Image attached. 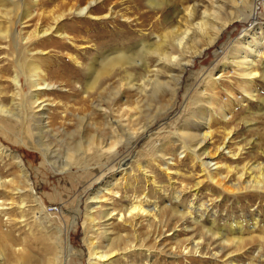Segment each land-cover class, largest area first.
Returning <instances> with one entry per match:
<instances>
[{"label": "rangeland", "instance_id": "rangeland-1", "mask_svg": "<svg viewBox=\"0 0 264 264\" xmlns=\"http://www.w3.org/2000/svg\"><path fill=\"white\" fill-rule=\"evenodd\" d=\"M92 1L0 0V30L4 31L9 26L7 39L0 38V90L7 93L2 101L14 115L0 114V148L5 154L17 153L21 156L31 180L30 185L36 192L35 199L28 193H20V196L13 195V202H5L11 205H6L8 215L0 214L2 228L9 229L16 237L20 236L17 243L21 242V237L25 238L24 245L33 256L31 264H45L47 260L54 264L52 260L56 257L59 264H90L89 244L96 241L99 250H105L107 244L105 237L100 235L102 227L90 228L86 224L88 205H92L90 210L97 217L102 215L103 209H97V206L106 203L93 197L99 189L98 182L103 180L111 182V189L122 194L123 204L135 196L143 198L148 193L147 199L157 201L159 205L168 200L167 204L176 202L181 209L193 202V211H199L202 216L205 212V220L210 217L209 223L203 221L202 226L206 228L200 229L202 231L198 230L200 225L191 224L193 230L189 229L192 231L186 229L183 233L179 227L175 232L180 235V239L191 235L195 237L200 233L207 244L220 248L217 249L221 250L220 257L216 260L209 253L196 254L180 259L181 264H251V255L245 254L244 250L252 246H258L257 249L262 247L259 252L264 256V241L260 238H254L251 243L246 241L243 247L238 248L231 242L214 241V238L223 237L228 240L232 238V242H235L242 239L246 232H252L255 224H259V227L253 233L259 237L264 233V186L236 192L231 190L230 183L218 180L219 175L226 176L224 168L227 166L241 167L252 162L264 166V117H252L247 113V107L253 112L258 109L254 101L246 103L247 107L244 108H240L236 102L230 103L231 113L222 121L210 112L211 107L218 113L225 111L226 102L230 100L227 92L240 100V88L245 86L243 78L236 76L227 58L231 49L237 46L236 42L244 36L243 30L249 26L244 20L248 13L247 0H221L219 17H233L234 23L206 50L203 57L194 59L192 65L187 67L173 100L168 88L161 91L155 88L146 94L128 88L130 78L127 73L132 74L131 84L139 85L149 77L138 66L127 73L116 68L109 76L101 78L89 99H83L77 83L82 84L84 73L74 65L70 56L80 62L96 56L93 48L88 46L89 41L107 50L122 39L125 40L126 35H131L135 41L141 33L160 34L159 26L164 25L163 19L166 18L171 22L170 28L175 31H183L185 27L193 29L205 11L212 12L211 4L215 0H168V4L159 10L150 8L146 0H95L87 14L76 13ZM248 2L256 10L257 22L263 24L264 0ZM194 4V20L186 25V19H183L185 13L182 11ZM26 8L32 17L30 23L24 24L20 14ZM58 15H63L57 25L62 37L51 31L35 41H25L36 25L38 28L47 27L52 24V18ZM126 18L130 20L126 21ZM73 41L76 46L72 45ZM243 49L248 52L245 46ZM146 58L152 66L154 55L147 53ZM254 63L260 71L264 65V52ZM34 67L40 68L47 74L48 81L55 85L44 88L46 93L36 102L34 110L28 113L25 107L29 104L30 95L23 94L19 102L16 100L13 103L20 104V107H11L12 87L9 83L12 82L11 78L17 76L23 84V90L28 93L25 82L35 78L31 73ZM211 75V79L217 83L214 90L217 97L206 86L207 77ZM254 89L258 97L264 98L263 80L256 78ZM31 91L36 93L34 89ZM209 102L212 106H209ZM203 109L209 111L211 123L209 129L201 132L204 124ZM62 112L67 114L65 119L62 118ZM242 118L245 119L242 121ZM182 128L185 133L195 134L200 131L202 136L209 135L211 141L201 143L198 138L196 142V139L184 135ZM226 132H229L225 140L227 146L216 152L215 148L221 146ZM236 143L242 146L243 151L238 160L231 161L228 149L234 152ZM111 144H114L112 151H103V147ZM1 157L0 161L3 162H0V174L9 179L13 172H17V168L9 158L4 155ZM7 164L9 166L5 168ZM231 180L235 182L233 177ZM6 196L0 188V202L9 198ZM176 197L179 200H175ZM20 206H24V209ZM168 215L167 221L173 219L172 214ZM211 217L217 219L214 229L210 226ZM8 219L16 222V225H9ZM172 227L173 223L169 221L167 227L158 232L161 230L170 238ZM237 227L244 228L243 236L233 233L232 230ZM68 228L71 230L68 231L67 239L65 231ZM113 228V234L126 236L128 232L133 243L137 240L136 236L153 234L152 229L146 226L141 228L140 235L128 229L124 232L119 227V232L118 227ZM207 229H211L212 233ZM214 232L216 234L213 236ZM47 246L51 250L48 251ZM252 253L253 257H257V250ZM5 258L7 264L15 263L8 251ZM122 259L120 262L124 263L125 258ZM154 260L155 264L177 263L167 255ZM27 263L28 258L25 257L21 264ZM101 264L111 263L108 261Z\"/></svg>", "mask_w": 264, "mask_h": 264}, {"label": "bare ground", "instance_id": "bare-ground-1", "mask_svg": "<svg viewBox=\"0 0 264 264\" xmlns=\"http://www.w3.org/2000/svg\"><path fill=\"white\" fill-rule=\"evenodd\" d=\"M247 1H246V4H247L246 8H247L248 13H247V17H245L244 20L247 21L249 26L248 28L243 30L244 36L240 37L241 41H239L240 40L239 39L237 41L238 43L236 42L237 46H234L231 49L230 55H228L229 58H227L229 59L230 66L235 71L236 76L239 79L240 77L243 78L242 82L245 84V86L240 88V93H241L240 100H238V98L236 99L231 92H227V94L230 97V100H229L230 102L229 101L226 102V107L224 109L225 111H222V112L220 111L218 113L216 112L217 110L215 111L211 107L210 112L216 117H220L221 121L226 119V117L230 115L231 113L230 103L235 104V102L240 106V108H244V107H247L246 103H250L254 101L258 105V109L253 112L249 107H247L248 108L247 113L250 114V116L252 117H264V98L258 97V95H256L257 93L255 94V89H254L256 78H259L264 81V65L262 66L261 70L258 71V69L255 68V63H254V60L257 59V57H259L264 52V23L260 24L257 22L256 10L252 8L251 2L247 3ZM146 2L148 3L150 8L153 7L154 10H159L162 8L164 4L168 2V0H146ZM93 3H95V0L88 3L82 9L81 8L78 9L76 13L78 15L87 14L91 10ZM211 10L212 12L205 11L203 13L202 19L200 20V22L196 23L195 26L193 25L194 26L193 29L192 27L190 28L185 27L183 31L181 29H180L181 31L179 30L175 31L173 28H170L171 22H168L166 18V20L163 19L164 21L161 20L163 21L164 25L160 24L159 26L160 27L159 30L161 31L160 34L154 33V34L147 35V34H142L140 32L141 36L135 41L133 37H131V35H126L125 40L122 39L121 41H119L118 44L113 45L111 48L107 50H103L104 46L102 48L100 47L98 48L95 42L93 43L92 41H89L88 46L90 48L91 47L93 48L94 53L97 54L96 56H93L89 58L88 60L86 59V62H80L76 60L75 58H73L72 56H70L74 65L81 72L84 73V79L82 81V84L77 83L78 90L81 89L82 98L89 99L90 94L96 89V87L100 83L101 78L109 76L116 68L120 71H124L125 73H127V71L132 70L135 66H138L142 68L144 71H146L149 77H147L148 79H145L146 81L142 82L139 85L135 83L131 84L130 82L132 81L131 79L132 74L127 73V76L130 78L129 81L127 82L128 88L133 89V90L137 89L141 94L142 93L146 94L148 91L151 92L155 88H160V91L164 90V88H168L171 93V99L173 100V98L176 95V92H178V87H179L181 78L183 74L185 73V70L187 69V67L192 65L194 59H200L201 57H203L206 50L212 47L217 42V40L221 37L223 32L227 28H229L231 24L234 23L233 17H230L227 19H223L219 17V14H221V10H222L221 0H215L211 4ZM182 12L185 13V16L183 17V19H186L185 24L190 25L191 24L190 21L193 19V16L196 13L195 4L193 6H188ZM157 13L159 12L157 11ZM31 17H32V14L28 8L24 9L23 12L20 14V19L24 22V24L30 23L29 20L31 19ZM62 18H63V15H58L52 18V21H53L52 24L48 25L47 27L38 28L36 25L33 32L30 33L26 37L25 41L28 43L30 41L31 42L35 41L39 37H42V36H45L51 33V31L52 32L54 31L57 35L62 37V33H60L57 30V25ZM128 20H130V18H126V21ZM7 23L8 22H6V24ZM8 35H9V26L6 27L4 31L0 30L1 39L6 40ZM248 35H251V37H249ZM73 43L74 41L72 42V45H75V43L74 44ZM242 46L243 47L245 46L248 49V52H246ZM147 53L148 54L151 53L154 55V61H153L152 66L149 65L150 62L146 58ZM188 54L189 56H187ZM31 73H32V77L35 76V78H33L32 80H29L28 82H25L26 86L28 87L27 89H29L28 93L27 92L25 93V91L23 90V87H22L23 84H21V81L17 76H14L13 78H11L12 82L9 83V85L12 87L11 107L12 106L20 107V104L13 105V103L17 101L19 102L23 94L30 95L29 104L27 107H25L26 108L25 111L26 112L28 111V113L34 110V105L36 104V102L39 101L42 98V96L46 93L44 92L45 91L44 88L53 87V85H55L54 83H51L48 81L47 74L43 73V71L40 68L34 67L31 70ZM211 77L212 75L207 77L206 86L210 87V89L213 90L211 94L217 97V94L214 92V90L216 89L217 83H215V81L212 80ZM162 78L163 80H160ZM231 88H233V86ZM33 89L36 93H32L31 90ZM4 96L7 97V93L0 90V114L7 113L10 115H13L11 114L8 107H6L3 104L2 100ZM208 104L209 106H212L210 102ZM203 111H204V115L202 117V120L204 119L203 121L204 124L201 127L202 128L200 130L201 132L202 130L204 131L206 129H209L210 128L209 125L211 123V117L209 115V111H207L206 109H203ZM61 115L63 119L67 117V114H65V112H62ZM244 119L242 118L241 120L243 121ZM182 131H184L185 133V130L183 128H182ZM200 131L198 133L196 132L195 134H193L192 132H186L184 135H186L192 140L196 139V142L198 141L197 140L198 138L201 140V143L206 142L207 144L209 141H211V136L206 135V134L202 136L200 134L201 133ZM228 136H229V132H226L225 138H223L221 146H218L217 148H215L216 152L219 151L221 148L227 146V144H225V140L228 138ZM230 140H231V137L229 138L227 143H229ZM88 144L90 145V143ZM113 149H114V144H111L109 147H103V151H112ZM242 151H243L242 146L238 145L237 143H236L234 152H231L228 149V153L231 154V157H229L231 161L238 160ZM5 153L6 152L2 148H0V159H2L1 156L4 155L6 158H9L12 161V163H14L13 165H15L17 168V172H13L11 176L8 177L9 179H7V176H3L2 174H0V188L9 197L7 200H3L0 202V208H1L0 214L4 213L5 215H8L6 205H11V203L5 204V202L7 201L13 202L14 201L13 195L17 194V196H20V193H28L31 197L35 199L36 192L35 190L32 189L30 185L31 180L27 173V169L23 164L21 156L17 153H9V154H5ZM195 153L197 152L195 151ZM233 158H236V159H233ZM198 160L202 163L204 167L206 166V164L203 163L200 159ZM0 162H3V161H0ZM7 166H9V164L5 165V168ZM224 172L226 173V176L222 177L219 175L218 180L221 182L230 183L231 190H234L236 192H241L246 189L247 190L255 189V188L259 189L258 187L264 186V166L261 163H256V162L246 163L242 165L241 167L227 166L224 168ZM232 177L234 178L233 181L235 182H232L231 180ZM102 182L104 181L102 180L98 182L100 186L95 196L93 197V199L104 200V203H106L105 205L100 204L99 206H97V209L98 208L103 209V211L101 212L102 215H100V217H97L94 214V212H91L90 210V207L92 205H88L87 212H86L88 223L86 224H88L90 228H93V227L101 228L102 227L100 235L105 237V241L107 242V244L104 248L105 250H99L98 245L95 244L97 243L95 240H94L95 243L93 242L89 244L91 245L90 259L88 260L90 264H101V262H108V261H110L111 264L115 262H117V264H155L154 258L156 259L161 258L162 256H165V255L170 256L173 262L176 261L177 263L174 262L175 264H181L182 261H180V259L184 260L186 259V256H191V255H196V254L197 255H207L209 253L211 257H213L216 260L220 257L221 250L217 251L219 247H215L212 244H207L206 241L200 236V233H198V236H195V237L191 235V237H188L186 239H180L179 238L180 235L176 234L175 232V230L179 227H181L180 229L181 231L189 229L191 224H194L195 226L200 225L201 227H199V229L197 228L198 230L200 229L204 230V228H206L204 227V225L202 226V224L204 223L203 221L207 220V222L209 223L210 217H208L207 219L206 217L207 215H206L205 216L206 220H205V218L203 217L205 215V212H204V215L202 216L199 213V211L198 212L197 210L193 211L194 209L193 204H192L193 202L190 203L188 207L185 206L184 208L183 206H181L183 207L181 209H180V206L176 204L175 201H174L175 202L174 204L173 202H170V200H169L170 202L169 204H167L168 200L167 201L164 200L162 202L163 205H159L157 201L153 202L147 199L148 198L147 197L148 193H147V194H144V196H142L143 198L140 197L141 199L135 196L136 198H134L133 200H131L130 198L131 200L130 202L125 201V203L123 204L122 194L120 192L118 193L114 191L113 189H111L112 188L111 182L109 181H105L104 183ZM196 190L197 189H195V191ZM33 191L35 194H33ZM125 193H126V190H125ZM106 194L108 195L107 197H106ZM125 197L126 195L124 194V199H126ZM137 198H139L140 200ZM163 199H166V198H163ZM175 200H179V197H176ZM195 205H197V203ZM23 207L20 206L19 208H23ZM168 214H172L174 220L171 219L167 221L166 219H167V216H169ZM101 219H103V222L99 223ZM169 221L173 223L172 230L170 229V232L172 231V233L170 234V236L172 237L170 238H168L169 235H164V232L161 231L163 227H167V224L169 223ZM215 221H217V219L212 218V220L210 221L211 223L210 226L211 225L215 226L216 225ZM8 224L15 226L16 222H11L8 219ZM143 226L144 227L146 226L150 230L152 229L153 234L146 233L147 235L144 234L143 236L141 235V237L136 236L137 240H135L134 243L130 241V238L128 237V234H129L128 232L125 233V235L127 234L126 236L124 235L121 236L120 235L121 233L113 234L112 232L113 227H118L119 232H121L120 231V228H121V230H124V232L127 231L128 229V231H131L136 234V232L139 233L141 231V228ZM214 226H213V229H214ZM257 227H259V224L258 226L255 224L252 232H246V235L242 239L239 238L235 242H232V238L231 240L230 239L228 240L227 238L225 239L223 237H219V238L213 237V238L215 242H220V241L226 242L227 241V243H230V242L234 243L236 245L235 247L237 248L241 246L243 247V244L246 241H249L251 243V241L254 238H257V239L260 238L259 240L264 241L263 232H262L261 237L256 236L253 233L254 231H256ZM69 229L70 228H68L65 231V235H67V239L69 235L68 233ZM148 229L146 231H148ZM159 229H161L160 230L161 232L160 231L158 232ZM262 229L264 230V228ZM207 230L212 233L211 229H207ZM232 231L234 234L237 233L242 236L245 234L244 228L237 227V228H234ZM39 233L42 234L41 232ZM215 234L216 232L213 233V236ZM17 237L13 233H11L9 229L2 228V224H0V264L8 263L5 258V254L7 251L10 252L12 257L15 259V263L10 262L11 264H21V261L25 257L28 258L27 264H31V262L33 261V256L31 255L28 247H26V244L24 245L25 238L22 239L21 237V242L17 243V241H19L20 239V236H17ZM68 242L69 241H67V244ZM50 246H47L48 251L51 250ZM69 247H70V244L68 245V248ZM136 247H138L139 249H145V251L139 250ZM257 247L252 246L251 248L244 250V253L251 255L249 256L251 257L250 259L251 264H254V263L264 264L262 262L264 260H261L263 259L264 256L260 255V252H259L261 251L262 247H259L258 249ZM85 249L87 250V248ZM256 250L258 251V255L257 257L256 256L253 257L254 255L252 251H256ZM115 257H117L118 261L115 260ZM121 258H123L122 260H124L125 258L124 263L120 262ZM222 259H224V257ZM52 263L59 264L58 258L56 257L55 259H53ZM45 264H51V263H49V261L47 260Z\"/></svg>", "mask_w": 264, "mask_h": 264}]
</instances>
